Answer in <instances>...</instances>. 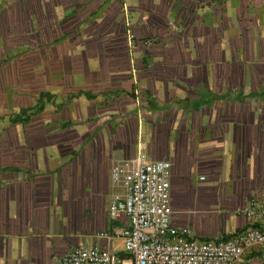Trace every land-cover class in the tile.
Masks as SVG:
<instances>
[{"label": "crops", "instance_id": "crops-1", "mask_svg": "<svg viewBox=\"0 0 264 264\" xmlns=\"http://www.w3.org/2000/svg\"><path fill=\"white\" fill-rule=\"evenodd\" d=\"M142 158L171 162L193 238L255 224L235 210L264 196V0H0V264L124 260L108 206Z\"/></svg>", "mask_w": 264, "mask_h": 264}, {"label": "built area", "instance_id": "built-area-1", "mask_svg": "<svg viewBox=\"0 0 264 264\" xmlns=\"http://www.w3.org/2000/svg\"><path fill=\"white\" fill-rule=\"evenodd\" d=\"M171 167L168 160L140 159L125 194L109 202L110 219L128 220V226L119 233L124 260L98 247H76L59 264H237L248 250L264 246L261 224L264 196L251 198L235 210L255 224L225 238L198 240L188 227L174 226L170 206Z\"/></svg>", "mask_w": 264, "mask_h": 264}]
</instances>
